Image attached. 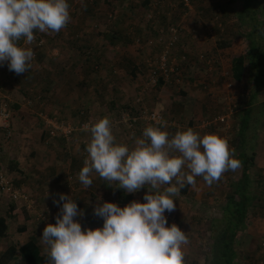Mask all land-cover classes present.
<instances>
[{"label": "rangeland", "instance_id": "1", "mask_svg": "<svg viewBox=\"0 0 264 264\" xmlns=\"http://www.w3.org/2000/svg\"><path fill=\"white\" fill-rule=\"evenodd\" d=\"M258 1L260 6L263 8L264 18V0ZM113 2L114 3L112 7H110L107 6L105 2L93 4L92 0H68L71 15L70 22L59 33H52L42 36V48L37 51L38 55H36V59H34L32 62V67L28 72H25L21 75H17L12 72L10 73V76L12 77H10L9 81L7 80L9 78L7 75L8 69H6V67L3 68L4 64L0 67V78L4 82V84L2 82L0 85L5 87L8 82V84L13 83L14 86L19 84L21 87H25L22 88L25 90V92H30L29 96L31 98L35 97L38 101L37 103L30 101V104L26 102L25 105H22L23 107H21L19 111L13 110V107H11L10 111H12V118L10 121L12 120L13 122V124H11V129L13 125V129L11 130L12 136L5 140L2 133H0V166H7L9 162L8 158L13 157L18 162L19 167H23L24 169L28 167L33 170V173H31V177L33 176L31 178V182L34 183V185L29 184L28 187L26 180L19 173H8L7 175L9 178L12 176L11 178H13L16 188L26 192V198H20L16 199V201H13L7 199L5 194L3 201L0 202V215L5 214L8 209V205L11 204L10 201H12L18 207H24L27 215L29 216L28 219L30 220L28 221V219H26L23 222H25L28 229L31 228V226H37L35 230L38 238H40L44 227L48 223L56 222L54 219L51 220V217H56L55 214L59 211V207L53 203V198H55L56 194L54 189L49 186V182L51 183V181H48V178H41V176H43V172H45L47 169V167L44 165L47 164L48 167L52 166V170L55 168V164L54 162L51 163L52 160H49V156L45 158L43 154H54L55 147H60L58 140H55L57 139L56 137H59L60 135H56L51 139H48L46 135L43 138V124H41V122L43 123L45 119L54 118L52 116L54 113H56L54 114L55 116L63 118L65 121L69 122L75 128L74 131H76V133H74L72 136V145L68 144L66 148L69 147L71 150L73 147H77L76 149H80V151H78L79 156L81 153L83 154V152L86 151L87 144L91 139L90 132L78 129V125L76 124L79 121H84L85 119H89L91 122L95 123L100 118H103V116L106 115L108 111L105 108H98L97 104H95L93 107L92 104L88 107H85L80 102L84 108V112L80 118H75V116L72 115V112H70V108L59 113L56 106L58 99L55 97V95L56 91L61 89L60 85L62 83L63 76L67 80V83L70 82V80L75 82L76 78L78 80V78H81V76L82 78L86 76H84L82 69L84 54L86 50L90 48V46H93V48L96 46L100 39L99 36L101 35V32L105 29L109 30L110 28L114 29V27H122L121 24H118L121 22L117 19V12H122V5L119 3V0H113ZM169 2H172V4L176 5L175 1L169 0ZM138 3L136 5V11L139 12V14H142L145 8H140ZM219 5L222 6L223 11H219L218 18L216 16L214 18L223 21L222 26L226 27L225 31L229 34V36H236L239 30V26L237 25L236 21V10L240 5L238 0H194L193 4H191V10L193 13H199L198 11L202 10L200 14L201 17L202 15L207 16L202 20V31L198 38H200L199 42L202 44V51L205 50L203 46L208 47L207 43H209V46H211L210 51L212 53L215 52V54H213L215 57H217L216 49L218 48L215 47L216 39L214 36L216 35L215 33H217V31L211 30L213 31L212 33L214 35L213 37H209L211 32L209 30L206 31L205 27H208L207 29H211L208 23L211 21L212 11L216 10V7ZM87 6L90 8L88 9ZM138 7L139 9H137ZM209 13L210 15L208 16ZM109 15L111 17H109ZM179 19L180 18L178 17L176 18L177 21H179ZM137 22L133 25L135 26ZM220 31L221 30H219V32ZM140 33H142V31H140ZM236 37L240 38L239 36ZM237 41H239V43ZM232 42L236 43L235 45H238V47L239 45H242V43L240 44L241 41L237 39ZM130 44L131 45H127L126 47L127 50L129 49L126 58H131V62L133 63V60L139 59L141 55L138 53V46L134 44V39H132ZM87 45L89 47H87ZM115 50L117 51L114 52L113 50L108 49L105 54L101 52L102 57L99 59H102L104 64H108L107 66H110V68L113 70L119 71L121 74L125 75L131 68L130 64L126 60H120L119 57H121L120 54L122 53L119 49ZM228 50L230 51L229 48ZM156 51L157 50H155V53L150 51L151 54L146 52V54L142 57L148 60L149 57H153L155 59L159 54ZM231 51L234 50L231 49ZM231 51L228 54L224 53L223 51H220V53H222V55L225 54L231 57ZM137 56L139 58H137ZM206 56L208 55L206 54ZM216 60V65H213L211 70L205 69L204 67L202 69L201 65L198 64L200 62H196V67L193 69L192 74L195 75L200 73V77L194 76V78L189 79L188 76L184 77L183 80L176 78L170 79L173 80L172 84H168L166 87L161 86L157 88V91L155 92L150 90L147 95H145L146 98L145 101L143 100V102L145 108H147V111L152 110L157 113L162 112V116H164L167 121L174 120L172 126L166 128L170 136L174 135L178 130L186 129L188 121L190 124H193L191 127L197 132L201 131L202 135L209 133L217 135L218 133H221L223 130H225V135L227 137L229 135L235 136L237 124L234 125L233 123V126H229L228 124L234 120L236 114L240 115L239 109L240 107H243L242 104L246 101L244 99V95L247 96L248 92H251L249 91L250 85L244 80L242 82L232 80V78L229 77L230 75L228 66L227 68L226 66H221L222 69H218L216 67L215 70V66L220 64L218 58H216ZM174 61L176 60H170V62L173 63ZM103 68L104 67H101L98 64L99 73L104 71ZM200 68L201 70H199ZM75 69L78 75L75 73ZM89 74L92 75L94 72L92 71ZM222 75H224V77H221ZM93 76L94 83L92 84L93 91L91 93H83L82 86H79L80 83L77 84L78 90L75 88L76 85L73 87L68 83L67 88H64L63 91H60V93L64 94V97H66V100L69 101V103H71V98L74 96L80 99V101L87 98L91 101H94L95 103L99 102L100 105L106 104L104 99V96H108L107 92H104L106 87L103 84L105 89L102 88L103 86L98 75ZM87 79L89 80L88 77ZM98 79L99 82H95V80ZM122 82L124 83L123 85H125L127 81L124 79ZM89 85H91V83L87 82V85L85 86H87L86 88L90 91L91 86ZM74 90L75 92H73ZM133 90L134 89H132V91L129 93L126 91V93L123 92L122 102L120 103L122 104L121 108H115V110H113L115 113L110 116V120L114 118V120L111 121V125L116 142L127 144L129 147L134 146L135 140L142 137L143 129L150 124L147 119L144 118L143 113V118H138L139 114L136 112L135 104L138 102L137 98L139 100H141V98L137 97L135 102L132 103L131 98H134L135 96ZM179 90H184L189 95L187 103H182V101H180L184 99V97L181 99L177 98L178 95L176 92ZM39 95H41L40 98H38ZM259 98L264 100V91L259 95ZM259 98L256 99V103L253 108V114H256V111H259V105L257 103L260 100ZM128 104H130L133 109L132 113ZM75 105L79 106V104ZM73 110L76 112V109ZM122 111L124 112V117H121ZM49 113H51L52 116H50ZM261 116L262 117L257 120L258 122H256L257 124L255 126V129L258 130L257 133L255 130H253V128H249L248 130V145L249 149L256 150V164L253 167V172H258L262 175V177H264V127H261V124H263L262 118L264 119V109L261 112ZM132 117L137 118V121L131 126L129 118ZM24 118L26 119L24 120ZM227 121L229 122L228 124L226 123ZM251 137L255 139L256 147L253 143L254 139L252 142L250 141ZM227 143L230 144V141ZM249 149L246 152L250 151ZM63 163H65V161L58 165L60 166ZM70 164L65 163L63 169L69 171L71 168ZM80 164L81 158L78 157L73 165L77 167ZM64 173L65 172L63 171V174ZM65 175H67V173H65ZM227 175L228 172L223 175L219 182L214 183L212 186H208L202 177H197V186L195 188L199 190L200 195L196 197L194 193L190 199L181 200L180 202L182 207L187 212L183 213L185 215H182L186 218L180 221V228L184 230L186 235L189 237V244L185 246L186 264L192 259L201 262L204 260V255L208 249L209 225L211 224V220L221 213V206L224 203L225 193L228 191L226 183ZM61 177H63V175ZM98 186L100 187L101 183H98ZM64 190V193L67 194L73 191V195L70 194L72 195V199L77 200L80 204V207L84 206L83 203H81L83 201L79 199V197L74 196V190L70 188L67 189L66 186L64 187ZM78 191L88 194L90 198L93 194L96 197H94L92 200L96 201L102 194L96 185L93 188L90 186V189L81 188ZM48 192L50 195L45 198ZM105 194V198L109 199L110 196L114 195L113 189L105 191ZM42 196L44 199L41 198ZM0 197H2V195H0ZM174 218L175 217L172 216V218L168 221H174ZM7 219L8 232L4 237H0V250L5 248L9 243L18 246L22 241L27 239L29 234H31L30 230L24 232L17 231L16 226L22 222L17 220L16 216L8 217ZM254 220L260 224L262 222L261 218L257 216H251V222ZM175 223L179 222L175 221ZM90 224L91 223H88L86 225L88 226ZM94 227H98V223H95ZM40 245L43 247L42 244ZM15 263L22 264V261L18 258Z\"/></svg>", "mask_w": 264, "mask_h": 264}, {"label": "clouds", "instance_id": "2", "mask_svg": "<svg viewBox=\"0 0 264 264\" xmlns=\"http://www.w3.org/2000/svg\"><path fill=\"white\" fill-rule=\"evenodd\" d=\"M70 20L68 0H0V64L7 63L17 75L28 72L35 53L26 45L35 42V33H59ZM166 128L161 121L149 124L129 147L116 142L107 117L83 126L91 139L77 177L80 184L89 188L95 174L113 191L131 194L145 186L148 191L143 201L124 206L100 196L93 214L103 226L87 229L77 219L85 210L72 195L53 198L59 206L56 222L40 236L46 264H186L189 237L176 223L169 225L165 213L175 210L181 190L194 186L197 177L212 186L226 172H236L241 161L215 134L201 135L189 127L170 136Z\"/></svg>", "mask_w": 264, "mask_h": 264}, {"label": "trees", "instance_id": "3", "mask_svg": "<svg viewBox=\"0 0 264 264\" xmlns=\"http://www.w3.org/2000/svg\"><path fill=\"white\" fill-rule=\"evenodd\" d=\"M171 1H175L176 5L169 2V0H119V3L122 5V12H117V19L121 22L118 24H121L122 27L103 30L96 46L94 48L90 46L84 54L82 64L84 74L88 75L93 71L94 74L97 75L99 73L98 64L104 67L103 69L107 71L108 74V72H112L113 69L107 66L108 64H104L102 59H99L102 57L101 52L105 54L108 49L114 52L117 51L115 49L122 50L126 48L127 45H131L130 43L132 39H134V44L138 46V53L141 57L139 59H134L133 63L131 62V58H126V61L130 64L134 73L131 72L132 75H130V68L125 75H121L120 78L122 77L123 80L125 79L127 82L125 85H123V82L120 84L126 88L121 89L122 96L123 92L126 91L129 93L134 89L133 93L135 96L131 98L132 103L135 102L137 97L141 98V100L137 98L138 102L135 104L139 119L143 118L141 114L147 109L145 108L143 100L145 101V95H147L150 90L155 92L157 88L161 86L166 87L168 84H172L173 80L170 79L176 78L183 80L184 77L188 76L189 79L194 78V76L200 77V73L195 75L192 74L193 69L196 67V62H200L198 64L201 65L202 69L204 67L210 70L217 62V57L213 55L215 52L202 51V44L199 42L200 38H198L202 31V20L207 16L202 15L201 17L200 14L202 10H199V13L192 12L191 4H193L194 0H190V6L184 5L183 0ZM238 1L240 5L236 10V21L239 30L236 36L240 38L229 36L225 31L226 27L222 26L223 21L214 18L215 16L218 18L219 11H223L221 5L216 7V10L212 11V15H214H211V21L208 24L211 30L217 31L214 36L216 39V46H214L216 48L221 49L229 45L231 47L236 44L232 42L236 39L240 40V44L242 43L243 45L242 52L232 56L231 62L229 61L230 63L228 65L229 77L237 82L246 81V83H249V91H251L248 92L247 96L244 95L246 101L242 104L244 107L240 110L241 117L238 119L234 138V143L236 145L235 155L236 158L241 161V167L238 169L239 171L235 176L226 181L228 191L225 193L224 203L221 206V213L211 220V224L208 228V249L204 255L203 263H199L198 260H193L190 264H236V261L240 258H244L241 238L243 231L249 226V219L251 216L261 218L264 224V177L258 172H253V167L256 164V150L249 149L248 145V130L249 128H253L257 133L258 130L255 129L256 122L262 117L261 112L264 109V100L259 98V95L264 91L263 8L260 6L258 0ZM92 2L93 4L105 2V4L110 7H112L114 3L113 0H92ZM137 3L140 8H145L142 14L136 11ZM89 8L90 7H88V9ZM137 9H139V7ZM209 15L210 13L208 16ZM109 17L111 16L109 15ZM177 17L180 18L179 21L176 20ZM136 22L137 24L134 26L133 24ZM219 30L221 31L219 32ZM140 31H142V33H140ZM212 32L213 31L209 34V37L214 35ZM172 37H175V41L171 45L172 47L170 46L169 48L168 56L170 60H176L174 63L172 62L175 70L170 73L169 77H165L159 68L156 67L157 64L154 60L157 57L155 59L149 57V61L142 56H144L146 52L151 54L150 51L155 53V50L160 54L164 50L169 38ZM148 41L151 42V44H148ZM237 42L239 43V41ZM87 47L89 46L87 45ZM41 48L42 47H40L38 51ZM125 51L128 52L129 49ZM206 54L208 56H206ZM221 66V63L218 64L215 66V70L216 67L222 69ZM199 70H201V68ZM151 73H154L156 77L154 84L149 83ZM117 74L118 73H114L113 75ZM221 77H224V75ZM99 79H102V77H99ZM104 85L106 87L107 84L104 83ZM104 85L102 84V88L105 89ZM110 86L112 89L110 91L113 94L114 89L118 91L114 83H111ZM104 92L108 91L105 90ZM111 92L110 94L112 95ZM176 93L178 95L177 98L181 99L184 97V99L180 100L182 103H187L189 95L184 90H179ZM252 98H254V100H251ZM257 98L260 99L258 103L259 111L253 114L254 111L248 104L250 103L251 106H254ZM128 106H130V111L132 113L133 109L131 105L128 104ZM83 110L84 108L76 109L75 113H77L76 116L78 118L83 115ZM49 114L52 116L51 113ZM54 114L52 117H58ZM85 120L88 123H93L89 119ZM263 120L262 118V128L264 127ZM130 124L132 126L134 123H131L130 120ZM48 130L49 129L44 126L42 137L44 138L47 135L48 139H51L54 136H51ZM253 139L254 138L251 137L250 141L252 142ZM253 143L256 147L255 139ZM248 149L250 151L246 152ZM11 159L9 163L13 166H17L18 162L15 158L12 157ZM12 184L13 188L17 189L14 182H12ZM186 190V187L182 189L183 192H186ZM122 198L126 200L129 196L125 195L122 196ZM119 205L124 206L126 204L120 203ZM14 216H16L17 220L22 222L16 226L17 231H25L26 224L23 221L28 219L27 212L24 207L22 208L18 207L16 204H12L8 207L4 215H0V237H4L7 233V218ZM261 236L259 237L260 240L257 237L259 241L257 242V240H255L254 243L258 250H262L261 252H263V255L264 247H262V240H264V236ZM18 258L21 259L24 264H46L47 261L45 252L41 251L40 245L33 236L23 242L22 246L21 244L19 246H9L0 256V264H5V262L8 263L12 259L16 261ZM263 258L264 257L260 259Z\"/></svg>", "mask_w": 264, "mask_h": 264}, {"label": "crops", "instance_id": "4", "mask_svg": "<svg viewBox=\"0 0 264 264\" xmlns=\"http://www.w3.org/2000/svg\"><path fill=\"white\" fill-rule=\"evenodd\" d=\"M205 28L204 29L206 31L209 30L211 32V29H207L208 27H205ZM211 37H213V36H211ZM207 45H208V47L207 46H203V48L205 50L210 51V49H211L210 47L211 46H209V43H207ZM228 48L230 49V51H231V49L234 50V51H231V57H229L228 55H225V54L222 55V53H220V51H223L226 54L230 53V51L228 50ZM125 50H127V48H124V49L120 50V52L123 54V55L120 54L121 57L118 56L120 60H126V56L128 55V52L126 53ZM242 50H243V45H239V47H238V45H232L231 47L229 45L228 47H225V48L216 49V52H217L216 56L219 59L221 65L223 67H225V66L227 67L229 65V63L231 62L232 56H234V55H236L238 53H241ZM36 55H35L34 59H36ZM137 58H139V57L137 56ZM4 67H6V69H8L7 63L4 64L3 68ZM131 72H133L132 68L130 69V75H132ZM10 73H12V71H9V69H8L7 75L9 76V78L7 80H9L10 77H12V76H10ZM75 73H76V69H75ZM114 73H118V74L117 75H113ZM76 74L78 75V73H76ZM135 74H136V71H135ZM85 75L86 74H84V76ZM93 75H95V74H92V75L91 74H88V75H86L83 78L81 76V78H78V80L76 78V81L75 82H73L72 80H70V82H68V83L71 84L73 87L76 85L75 88L77 90H78L77 84L80 83L79 86H82L83 93L84 92L85 93H88V92L91 93L93 91L92 84L94 83V76ZM97 75L100 78L102 77V79H100V81H101L102 84H104V83L107 84L106 85V88H107L106 90L108 91L107 92V95H108L107 97H109V98H107L106 96H104V99L106 101V104L100 105L99 102L95 103L94 101H91L90 99H87V98L86 99H82V100H85V101H82V100L80 101V99H78L77 97H74V96H72V98H71L72 101H70L71 103H69V101L66 100V97H64V94H61L60 93V91H63L64 88H67V84H68L67 83V80L63 76L62 83L60 85L61 89H58L56 91V95H55V97L58 99L57 102L59 103V104L56 103L57 110L59 111V113L60 112H63L64 110L66 111V110H68L70 108L69 110H70V112H72V115H74L75 118H77V116H76L77 113H75L73 109L83 108V106H85V107L87 106L88 107L91 104H92V107H93L95 104H97L98 108H105L108 111V113L106 115H104L103 117H107V118L110 119V116L115 113L113 110H115V108L120 109L121 108V105H122V104H120L122 102V98H123V96H122V90L121 89H126V88L120 84L122 82V80H123V78L122 77L120 78V76L121 75L123 76L124 74H121L119 71H115V70H113L112 72L109 71L108 74H107V71L104 70V71L100 72ZM8 76H6V77H8ZM87 77L89 78V80L87 79ZM97 81L99 82V79L98 80H95V82H97ZM2 82L3 81L0 78V83H2ZM87 82L91 83V85H89V86H91L90 91L86 88L87 86H85V85H87ZM8 83L5 85V87L2 86V85H0V89H1L2 93L4 94V96H6L8 98V102H10V104H9V106H10L9 107V110H11V107H13V110L19 111L21 109V107H23L22 105L23 104L25 105L26 102L28 104H30V101L31 102L33 101L34 103H37L38 102L37 101V98H35V97H32L31 98L29 96L30 92H25V90L22 89V88H25V87H21L19 84H17L16 86H14L13 83L12 84H8ZM111 83H114L115 86H117L116 88H118V91H116V89H114V94L110 91V90H112L111 89V86H110ZM3 84H4V82H3ZM6 86H7V88H6ZM210 88H212V87H210ZM73 92H75V90ZM110 92L112 93V95L110 94ZM26 93H27V95H26ZM44 94H45V92H44ZM40 96L41 95H39L38 98H40ZM251 100H254V98H252ZM80 102H81V104H83V106L80 104ZM257 103H259V101ZM75 104H79V106H81V107H79L78 105H75ZM248 106L252 107V110H253V107L254 106H251L250 103L248 104ZM73 107H76V108H73ZM239 110H241V107H240ZM123 113L124 112L122 111L121 117L122 116L124 117ZM40 114H41V112H40ZM113 117H116V116H113ZM239 117H241V116L236 114L235 117H234V120L230 124H228L229 123L228 121L226 123L229 126H233V123H234V125H236L237 122H238ZM11 118H12V111H10V119ZM25 119L26 118H24V120ZM112 120H114V118ZM112 120H110V121H112ZM65 122L66 123H69L67 121H65ZM79 123H80V121L76 125H78ZM11 124H13L12 120L9 122V125H10V127H9L10 135H9L8 138L5 137L6 131L4 129H1V127H0V130H1L0 133H2V135L4 136V139L5 140L6 139H9L12 136L11 130L13 129V125H12V129H11ZM41 124H43L42 131H44L45 121H43V123L41 122ZM191 126H193V124H190V123L187 124V128H189ZM198 132L202 135L201 131H198ZM74 133H76V131H73L70 135H62L61 134L59 137H56L57 139H55V140L56 141L58 140V142L60 143V147H55L54 154H43V156H45V158L47 156H49V160H52L51 163L54 162L55 168H54V170H52V166H49L48 167L47 164L44 165V166L47 167V169H46L45 172H43V176H41V178H43V177L45 179L48 178L49 179L48 181H51V183L49 182V186L54 189L55 194H56L55 195V198H57V199H58V196H59L60 193H64V191H65L64 190V187L65 186H66L67 189L70 188V189H72V190L75 191V195L74 196L75 197H79V199H81L83 201V202H81L84 205L83 207H80V204H79L78 201H77V204H78V207H80V209H84L85 210V215L83 217H77V218L80 219V221L83 223L82 226L85 229H87L88 226L91 227V228H95L94 227V224L95 223H98V227H102L103 226V219L102 218H99V217H96L93 214L94 206L96 205V203L98 202V200L96 201V200H92V199L94 197H96V196H94L92 194L91 195V198H90L88 196V194H84V193L78 191L79 189L84 188L80 184V182L78 181V178L77 177H78V173H79L80 169L82 168V166L84 164V160L87 157V152L84 151L83 154L81 153L80 156H79L78 151H80V149H76L77 147H73V149H71V150H70L69 147L66 148V146H68V144H71L72 143V140H73L72 136H73ZM209 134H212V133H209ZM225 134H226V131L223 130V132L218 133L217 136L219 135L221 138L225 139L227 142L230 141V144L232 145L231 146L229 144L230 147L234 148L235 149V152H236V145L234 143L235 136H233V135L230 136L229 135L227 137ZM227 138H228V140H227ZM70 139H71V141H70ZM86 141H88V140H86ZM78 157L81 158V164L79 166L75 167L73 165V163L77 160ZM11 158L12 157H9L8 158L9 162H10V160H12ZM63 161H65V163H67V164L72 163V164H70V167L71 168H70L69 171L63 169V167L65 166V163L61 164L60 166L58 165V164L62 163ZM9 162H8L7 166H5V167L0 166V174L5 179L10 180L11 183H12L13 182V178H11L12 176H10V178H9L7 174L8 173L10 174L12 172H17L21 176L24 177V179L26 180V184H28V187H29V184L34 185V183L31 182V180H32L31 178L33 177V176L31 177V173H33V170L31 168H28L27 167L26 169H24L23 167H19V164L17 166H13ZM63 171L65 173H67L68 176L65 175V173L63 174ZM238 171L239 170H237L236 172L229 171L228 172V175L226 176V179L227 180L231 179V176L232 177L235 176ZM62 175H63V177H61ZM93 181H94V183L91 185V187L93 188L96 185V187L100 190V193L102 192L101 197L103 198V201H112V202H116L118 204H120V203L121 204H128V203H130L133 200L143 201L144 195L148 191L147 186H145L144 188H142L140 191H138L136 193H131V194H126L123 189H116L115 191H113L114 195L113 196H110L109 199H108V198H105L106 197L105 191H109L112 188L109 187L106 183H104V181L101 180L98 177V175L93 174ZM98 183H101V186L100 187L98 186ZM196 186H197L196 184L194 186L193 185H186L185 186L187 188L186 192H183L181 190V193H180L179 197L175 201L176 208H175V210L173 212H171L172 213V216L175 217L174 218L175 220L174 221H171V222L168 221V224L169 225H171L172 223H175V221H176V222H179V223H176V224L179 225V227H180V221L182 219H185L186 218V217H184L182 215H185L183 213H187L186 210L182 207V205H181L180 202H181V200L190 199L191 196L194 193H195L194 195L196 197L198 195H200L199 194V190H197V188H195ZM202 187H203V184H202ZM13 189H15V188H13ZM89 189H90V187H89ZM19 192H21V194L24 193V196L26 198V195H25L26 192L24 190H19ZM5 194H6V198L7 199H10V200H13V201H16V199H20V198L25 199L22 196H18V197L13 198L12 196H10V194L7 191H2L0 189V195H2V197H0V202L3 201ZM70 194L73 195V191L70 192L69 195ZM125 195L129 196V198L126 199V200H123L122 196H125ZM27 197H29V196H27ZM41 198H43V196ZM99 198L100 197H98V199ZM40 201H43V200H40ZM10 202H11V204H9L8 207L10 205L14 204L12 201H10ZM89 202H91V203H89ZM57 207H59V206H57ZM57 213L55 215H57ZM28 218H29V216H28ZM55 218L56 217H51V220L52 219L55 220ZM29 220L30 219H28V221ZM7 221H8V219L6 220V222ZM249 221H250L249 222V226L247 227V229H245L243 231L242 238H241L243 255H244L243 257L244 258L243 259L240 258L238 261H236V264H260L261 263L260 261H262V262L264 261V258L263 259H260V258L264 257V254L262 255L263 252H261L262 250H258L256 244L254 243L255 240H257V242L260 240L259 237L261 235L264 236V225H263L262 222L260 224V223H258L255 220L251 222V218L249 219ZM84 222H85V224H84ZM88 223H91V224L87 226L86 224H88ZM7 225H8V222H7ZM34 226L35 227L31 226V228H29V229L26 226L25 231H29V230L31 231L30 232L31 234H29V236L27 237V239H29L31 236H33V237L36 238L37 243L40 245L41 244L40 238L37 237L36 230H35V228L37 226L36 225H34ZM257 237H258L259 240L257 239ZM27 239H25L22 242H25ZM13 245L14 244L9 243V244H7V246L5 248H2L0 250V256H1L2 253H4V251L9 246H13ZM40 247H41V251L44 252V246L42 247L40 245ZM193 260L194 259H192L191 261H189V263H187V264H190ZM203 261L202 262L199 261V263H203ZM15 262L16 261L14 259H12L8 263L5 262V264H16ZM22 264H24L23 261H22Z\"/></svg>", "mask_w": 264, "mask_h": 264}, {"label": "built area", "instance_id": "5", "mask_svg": "<svg viewBox=\"0 0 264 264\" xmlns=\"http://www.w3.org/2000/svg\"><path fill=\"white\" fill-rule=\"evenodd\" d=\"M183 4L186 6H190V0H183ZM35 35H36L35 42L32 45H26V47H31L33 49L35 55H36L38 49L40 47H42V45H43V37L42 36L47 35V34L37 32ZM174 41H175V37L169 38L168 42L166 43V45L164 47V50L154 60V62L157 64L156 67L159 68V70L161 71V73L165 77H169L170 73L175 70L174 64L172 62H170V59L168 56L169 55V48L174 43ZM21 44H23V41H21ZM148 44H151V42L148 41ZM33 61H34V59H33ZM2 65L3 64H0V67ZM155 79H156V77H155L154 73H151L149 83L154 84ZM143 115H144V118L147 119V121L150 124H155L156 121H161L162 124L166 123L167 127H168V126L172 125L174 122V120L173 121H171V120L167 121L166 118L164 116H162V114L157 113V112L152 111V110L151 111L145 110L143 112ZM141 116H142V114H141ZM9 120H10V110H9L8 98L6 96H4V94L2 93V91L0 89V127H1V129H4L6 131L5 137H7V138L10 135V131H9V127H10L9 122L10 121ZM130 120H131V123H135L137 121V118L132 117V118H130ZM44 121H45V126L49 129L48 133L51 136H56V135H61V134L62 135H70L75 129L70 123H66L65 120H63L59 117L45 119ZM85 124H88V122L80 121L77 128L80 130H83V126ZM0 189L2 191H7L10 194V196H12L13 198L18 197V196H22L25 198L24 193L21 194V192H19V190L13 189V185H12L11 181L5 179L1 174H0ZM165 215L167 216L168 220L172 218L171 213L166 212ZM262 247H264V240H262ZM260 264H264V261L261 262Z\"/></svg>", "mask_w": 264, "mask_h": 264}]
</instances>
